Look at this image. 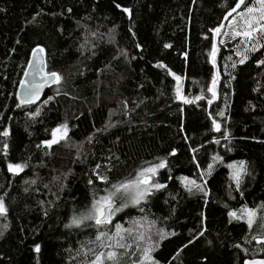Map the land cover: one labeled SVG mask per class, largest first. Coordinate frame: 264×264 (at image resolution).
I'll return each mask as SVG.
<instances>
[{
    "label": "trees",
    "instance_id": "trees-1",
    "mask_svg": "<svg viewBox=\"0 0 264 264\" xmlns=\"http://www.w3.org/2000/svg\"><path fill=\"white\" fill-rule=\"evenodd\" d=\"M235 3L0 0V264H93L102 225L73 219L161 161L163 187L113 221L133 248L153 245L158 264L264 256L254 238L264 235V47L241 63L212 31ZM37 46L59 80L22 105L18 87ZM62 125L68 136L45 145ZM234 161L246 164L240 184ZM243 206L258 209L252 228L229 216Z\"/></svg>",
    "mask_w": 264,
    "mask_h": 264
},
{
    "label": "rangeland",
    "instance_id": "rangeland-1",
    "mask_svg": "<svg viewBox=\"0 0 264 264\" xmlns=\"http://www.w3.org/2000/svg\"><path fill=\"white\" fill-rule=\"evenodd\" d=\"M249 7L258 8L259 5L256 2V0H254L253 3L251 5H249ZM241 13H243L245 16H247V13L244 12V9L239 10L237 8L236 11L230 17L227 18L224 25L219 29V32L215 33L214 35H215V40H216L217 45L218 44H225L226 47L228 49H230L231 53L236 55V57L240 60V62H241V60H243V62H245V61L249 60L259 49L264 47V33L260 32V31L254 32L253 38L251 40H249L247 38L240 37V36L234 37L232 35L234 30L235 31H244L246 29V26L241 21V15H240ZM252 15L256 18L253 21L254 26L259 28V25L264 24V20L259 19V13H253ZM221 41H223V43H221ZM214 57H215V55H214ZM177 82H178V88H179L180 95L183 97L182 80L179 79V81L177 80ZM178 99L181 101H184L183 99H180V98H178ZM58 128L59 127H56L55 129H58ZM65 130H66V135H64L63 138H59L57 140V142L66 138V136L68 134V127L67 126H65V128H63V129H60V131L57 133V135L59 137L60 134L62 132H64ZM239 162L240 161L231 162L230 165L233 166L231 168L232 176H233V173L239 168ZM159 164H156V165H159ZM153 166H155V165H153ZM153 166H149V167H146L144 169H148V168H151ZM164 166H165V162H164ZM162 168L163 167H157L155 169V174L143 173V176H147L149 178V183L147 185H142V184L138 185V187L141 189L147 188L149 194L154 192L157 189H160V188L152 187V185L153 184H160L156 181V177H157L159 170ZM245 169H246V164L244 163V171L240 175L239 184L241 183V180L244 176ZM21 170L15 171V172H20ZM140 172H141V170L138 173H140ZM138 173H137V176L135 179L129 180V181H138V180L142 179V176H139ZM129 181H126V182H129ZM126 182H124V183H126ZM124 183H122V184H124ZM119 185H121V184H119ZM119 185H117L115 188H113V190L109 191L107 193V195H105V196L111 197V202H113V201L117 202L118 201L119 206L115 207L113 209L111 220L108 223H106L104 225L100 224L102 226L100 228V231L97 233V237L99 236L100 239L98 240L97 237L95 239V244H96V248L98 251L96 253L97 254L96 258L98 255H100L102 257L103 263H106V264H151L150 261L142 259L144 248L143 249L142 248H133L132 244L125 239L127 234H126V229L124 228V226L119 222H113L114 219L117 216H119L127 206L138 204V203L132 202V197L135 194V187H130L129 191H127V192H125L123 189L117 191V188ZM160 185H162V184H160ZM105 196H103V197H105ZM103 197H101V198H103ZM144 199H145V197L143 199H141L139 201V203L141 201H143ZM98 201H101V199H99ZM245 208L254 210V215L252 216V224H251V226H249L250 228H252L258 221V209L257 208H250L247 206H243V207H240L239 209L232 210L231 212L235 213L236 215L231 216V218L232 219L245 220L248 223L249 217L244 212ZM117 225L120 226L119 229L117 228ZM142 235H143V233H142ZM261 236H262V234H257L254 238L257 241V239L260 238ZM121 237H124V239H121ZM120 244L125 245V247H119L118 245H120ZM145 248L152 249V251L150 252V255H151L152 259L156 262V264H158L157 261L153 257V253L155 251L154 246L151 244H147L145 246ZM108 251H113L116 253L114 260H109L107 258L106 254ZM263 251H264V248H263ZM251 257L257 258V256H251ZM96 258L94 259V261L96 260Z\"/></svg>",
    "mask_w": 264,
    "mask_h": 264
},
{
    "label": "snow or ice",
    "instance_id": "snow-or-ice-1",
    "mask_svg": "<svg viewBox=\"0 0 264 264\" xmlns=\"http://www.w3.org/2000/svg\"><path fill=\"white\" fill-rule=\"evenodd\" d=\"M256 2L258 3L259 7L258 8H254V7H249V6H245L244 8V12L247 13V16H245L243 13H241V21L243 22V24L246 26V29L244 31H233L232 35L235 36H240L243 38H247L249 40H251L253 38V33L260 31L262 33H264V24L259 25V28H257L256 26H254L253 21L256 19L252 14L253 13H259V19L260 20H264V0H256ZM244 4V0H236L235 3V8L232 9L233 12L236 11L237 8H240L241 5ZM117 7H120L119 5H117ZM125 12L128 11V9H124ZM213 33H217L219 32V29H213L212 30ZM213 39H215V35L213 37ZM221 43H223V41H221ZM165 47H168V45H165ZM35 51V50H34ZM42 51V49H41ZM216 51V45L215 43H213L212 45V53L211 55L214 56ZM241 63H243V60H241ZM50 78H54L55 80H59V76L53 72V73H49L47 74ZM176 79L179 81V77H176ZM23 83V82H22ZM216 83V77L215 74L213 75V81H212V85L208 88V91L212 93V98L215 99V91H214V85ZM30 96H38V90H33L31 93L27 94L24 97V102L27 103L29 102V97ZM177 97L180 99H183L185 103H189L190 101H188L186 98L182 97L180 95L179 92V88H177ZM51 99V98H49ZM197 100L201 99V97L197 96L196 97ZM209 103H211V100H209ZM222 114V113H221ZM65 128V126H59L58 129H53L52 130V139L50 140H46L43 143L45 145L51 146L52 144L56 143L57 140L59 138H63L64 135H66V130L64 132H62L60 134V136L58 137L57 133L60 131V129ZM213 128H215L216 130H219V125L216 123L215 120H213ZM7 130L4 131L3 135H7ZM225 136H227V132H225ZM6 147V146H5ZM215 159V158H214ZM244 161H240L239 162V168L233 173V179L237 182V184H239V180H240V175L241 173L244 171ZM157 167H164V162L161 161L159 165H155L151 168L148 169H142L140 173H138L139 176H142V179L138 180V181H129L126 182L124 184H121L118 186L117 191L123 189L125 192L129 191L130 187H135V194L132 197V202L133 203H139V201L141 199H143L146 195L149 194L148 189L147 188H139L138 185H147L149 183V178L147 176H143V173H152L155 174V169ZM228 167L232 168V165H229ZM9 171H19L22 169V165L20 164H9L8 165ZM209 168H211V165H209ZM182 181H187L188 184L195 186V181H189L187 177H183L181 178ZM91 183V181H89ZM116 187V186H114ZM152 187L155 188H161L163 187V185L160 184H153ZM191 190V189H189ZM206 194V193H205ZM105 209H108V211H105ZM118 210V209H117ZM5 207L3 205L2 202H0V214H3L5 212ZM244 212L248 215L249 219H248V224L249 226H251L252 224V216L254 215V210L251 209H244ZM112 215V204H111V197L110 196H105L103 198H101V201L98 202H94L93 203V208L90 211V213L88 215L85 216H81L78 218H74L72 223L79 225L83 220L86 219H94L96 224H102L105 223ZM236 214L233 212L229 213V216H235ZM119 225H117V228L119 229ZM139 239H142L143 236H139ZM164 238V235L162 233L161 230V239ZM97 239L99 240L100 237L98 236ZM121 239H124V237H121ZM119 247H125V245L120 244L118 245ZM36 250H39V245L36 246ZM152 251V249L150 248H144L143 249V255H142V259L143 260H147L150 261L151 264H156V262L152 259L150 252ZM107 258L109 260H114L116 253L113 251H108L107 252ZM93 264H103V260L102 257L100 255L97 256L96 260L93 262ZM252 264H264V261H260V262H252Z\"/></svg>",
    "mask_w": 264,
    "mask_h": 264
},
{
    "label": "water",
    "instance_id": "water-1",
    "mask_svg": "<svg viewBox=\"0 0 264 264\" xmlns=\"http://www.w3.org/2000/svg\"><path fill=\"white\" fill-rule=\"evenodd\" d=\"M42 49V51H41ZM35 50V51H34ZM31 53V57L22 80L19 84L17 97L22 105H31L40 101L45 93L56 83L57 80L50 78L47 74L53 73L48 70L46 54L41 46H37ZM56 73V72H55ZM57 74V73H56ZM23 82V83H22ZM33 90H38V96H30L29 102H24V97ZM112 212L116 207V202H111ZM108 211V209H105ZM112 217V215H111ZM111 217L102 224H106L111 220ZM260 244L264 247V235L259 238ZM264 261V256L259 258H249L245 264H252V262Z\"/></svg>",
    "mask_w": 264,
    "mask_h": 264
},
{
    "label": "bare ground",
    "instance_id": "bare-ground-1",
    "mask_svg": "<svg viewBox=\"0 0 264 264\" xmlns=\"http://www.w3.org/2000/svg\"><path fill=\"white\" fill-rule=\"evenodd\" d=\"M68 133H69V129H68ZM67 136H68V134H67ZM67 136H66V137H67Z\"/></svg>",
    "mask_w": 264,
    "mask_h": 264
}]
</instances>
